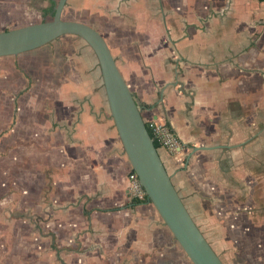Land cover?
I'll return each instance as SVG.
<instances>
[{
    "label": "crops",
    "instance_id": "obj_1",
    "mask_svg": "<svg viewBox=\"0 0 264 264\" xmlns=\"http://www.w3.org/2000/svg\"><path fill=\"white\" fill-rule=\"evenodd\" d=\"M19 4L0 0V31L32 24L11 15ZM66 6L103 36L144 120L173 130L180 154L159 148L161 159L214 251L224 264H264V0ZM0 101V150L27 146V158H0L1 262L19 248L43 264H192L153 205L132 202L100 66L82 38L1 56Z\"/></svg>",
    "mask_w": 264,
    "mask_h": 264
},
{
    "label": "water",
    "instance_id": "obj_2",
    "mask_svg": "<svg viewBox=\"0 0 264 264\" xmlns=\"http://www.w3.org/2000/svg\"><path fill=\"white\" fill-rule=\"evenodd\" d=\"M67 0H57L51 19L0 31V57L47 44L59 36L82 38L95 53L105 96L131 169L161 220L192 264H224L196 225L161 159L141 109L123 79L103 36L92 26L62 17Z\"/></svg>",
    "mask_w": 264,
    "mask_h": 264
},
{
    "label": "rangeland",
    "instance_id": "obj_3",
    "mask_svg": "<svg viewBox=\"0 0 264 264\" xmlns=\"http://www.w3.org/2000/svg\"><path fill=\"white\" fill-rule=\"evenodd\" d=\"M54 1L57 2V0H54ZM43 3H44V0H24V1L21 0V4H19L20 5L19 9H18V7L15 8L12 11L11 15L12 16H16V15H18L20 13V14H26L27 16H30L29 18H26L27 16L24 15V17L21 19V22H20L21 25H23V23H27V24L28 23H37V22H41V21H44V20H49V19H51V17L49 15H44L43 14L44 16L43 15L40 16V13L42 11ZM47 5L49 6V3L46 1V6ZM80 13L83 14L82 12H80ZM33 14L37 15V17H32ZM62 17L64 19H67V20L72 19V18H76V17H77L76 19L81 18L78 12L77 13L75 11L72 12L71 8H69L67 6L64 7V10H63V13H62ZM5 29H12V28H11L10 25H8V28L5 27ZM2 66L6 67V68H9L10 64L3 63ZM22 71L24 73H28V74L30 73L29 72V68H27L26 65L23 67ZM30 75L33 78L36 77L33 74H30ZM2 101H4L7 104V100L6 99H3ZM0 104H1V101H0ZM7 105L5 106V110L7 109ZM8 113H9V111H8ZM0 137H1V135H0ZM12 146L13 145H7L5 147H1L3 149H1L2 151L0 150V158H5V157L9 158V156H12L13 153L15 155H17L18 158H27V146H17V147H12ZM25 165H27V164L25 163ZM5 170H8L9 173L12 172V169L9 170V168H5ZM27 170H28V168L26 167L25 170H23V171L27 172ZM15 176H18L17 175V171H16ZM25 177H26V175H25ZM23 180H25V179H23ZM23 180L21 179V181L24 183V185L28 186V184L26 183L27 181L24 182ZM2 186L3 187L7 186V180L4 181ZM33 187H30V188H33ZM23 203L27 204V200H23ZM16 231L19 232L20 234H24V233H28L29 232L28 229L22 228L20 226H18L16 228ZM23 245H24V242L22 243L21 246H23ZM30 253H31L30 251H27V252L25 251L24 253H22L19 248H16L14 250V252H12L10 255L8 254L7 257H5L3 259L2 262L0 261V264H3V263L4 264H43L42 261H41V256L40 255L37 257V256H34V255L30 254ZM28 256H30V258Z\"/></svg>",
    "mask_w": 264,
    "mask_h": 264
},
{
    "label": "built area",
    "instance_id": "obj_4",
    "mask_svg": "<svg viewBox=\"0 0 264 264\" xmlns=\"http://www.w3.org/2000/svg\"><path fill=\"white\" fill-rule=\"evenodd\" d=\"M152 131V139L155 140L161 148H164L175 157L180 154L181 144L175 136L173 130L166 124L165 121L156 117H151L145 121ZM127 191L130 196L136 200H143L146 195L141 186L136 173L129 169L127 173Z\"/></svg>",
    "mask_w": 264,
    "mask_h": 264
},
{
    "label": "trees",
    "instance_id": "obj_5",
    "mask_svg": "<svg viewBox=\"0 0 264 264\" xmlns=\"http://www.w3.org/2000/svg\"><path fill=\"white\" fill-rule=\"evenodd\" d=\"M56 5V2L54 1V0H49V7L46 9V10H43V14L44 15H49L50 17L53 15V12H54V6ZM65 6H66V4H65ZM64 6V7H65ZM63 10H64V8H63ZM62 13H63V11H62ZM45 21V20H44ZM146 123V122H145ZM146 126H147V129H148V131H149V133H150V135L152 136V131H151V129L148 127V125H147V123H146ZM154 144H155V146H156V148H161L160 146H159V144L154 140ZM140 200H136V199H134L132 202L133 203H138ZM142 201H148L147 200V197H145Z\"/></svg>",
    "mask_w": 264,
    "mask_h": 264
}]
</instances>
